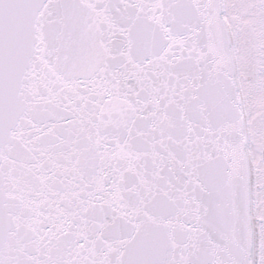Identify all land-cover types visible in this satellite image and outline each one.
<instances>
[{
	"label": "snow or ice",
	"instance_id": "1",
	"mask_svg": "<svg viewBox=\"0 0 264 264\" xmlns=\"http://www.w3.org/2000/svg\"><path fill=\"white\" fill-rule=\"evenodd\" d=\"M0 264H264V0H0Z\"/></svg>",
	"mask_w": 264,
	"mask_h": 264
}]
</instances>
